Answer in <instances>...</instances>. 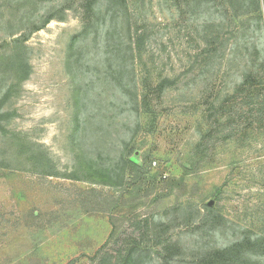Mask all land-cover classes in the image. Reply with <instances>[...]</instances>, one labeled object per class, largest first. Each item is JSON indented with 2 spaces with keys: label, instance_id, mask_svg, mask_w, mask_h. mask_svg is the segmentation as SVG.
Returning a JSON list of instances; mask_svg holds the SVG:
<instances>
[{
  "label": "rangeland",
  "instance_id": "obj_1",
  "mask_svg": "<svg viewBox=\"0 0 264 264\" xmlns=\"http://www.w3.org/2000/svg\"><path fill=\"white\" fill-rule=\"evenodd\" d=\"M82 1L0 0V264H91L112 228L87 202L132 191L140 204L117 216L153 228L141 264H264V124L249 101L231 107L249 84L264 87V0H202L196 14L186 0H127L131 30L148 33L152 79L180 82L153 103L154 122L135 110L139 78L115 77L112 39L92 30L68 57ZM49 15L63 20L32 29ZM210 24L222 43L205 70L196 55ZM205 140L206 155H192ZM130 159L139 174L117 189L97 183Z\"/></svg>",
  "mask_w": 264,
  "mask_h": 264
},
{
  "label": "trees",
  "instance_id": "obj_2",
  "mask_svg": "<svg viewBox=\"0 0 264 264\" xmlns=\"http://www.w3.org/2000/svg\"><path fill=\"white\" fill-rule=\"evenodd\" d=\"M176 1H178V3H175V6L179 7V0ZM186 1L185 5L191 10L192 14H196L199 10L198 8L202 5V0ZM227 1L231 6H234V3H240L241 5L243 3V0ZM259 3V0L254 1L256 9H259ZM203 4L205 6L204 11H207L208 5H206V2ZM96 6L103 7L104 11H96ZM80 7L84 13L85 25L82 31L71 38L68 48V57L70 58L73 56L75 43L79 42L82 37L87 34H90L92 30L95 33L99 32L100 34L105 35H102L104 39L105 37L112 39L115 44L111 49H113L114 59L117 63V70L113 72L115 77L132 78L134 82L135 78L136 80L139 78V85L141 88L140 92L136 89L135 110L136 112L141 110L144 114L149 115L152 118L151 121L154 122L157 113L153 110V103L160 101L164 91L177 87L180 83L178 77L165 76L160 78L156 77L157 79L155 80L152 79L153 76L147 69V64L143 60L148 33L144 28H141V31L138 30V28L131 30L128 21L129 9L127 6V0H83ZM53 19H57L59 21L63 20V18H56L54 15H49L44 19L40 26H34L32 29L39 30ZM214 27L216 26L212 24L202 27L205 28L203 40L206 42V48H204L199 55H196V59L201 61L205 70H207V67H211L212 64L210 61L213 60V54L216 52L218 44L222 43V41H220V36H216V34L211 31ZM212 34L215 38H213ZM23 40V38L14 40L13 43L22 44ZM203 55H206L207 58H202ZM11 65L19 71L23 69L25 70L26 68L27 72V67H23L21 65V60L17 57H13ZM137 69H139V71H136ZM137 93H139V95ZM238 98H241L239 99L240 101L231 105L234 109L233 113L236 114L238 109L240 107H244L247 101H249L252 107L256 106V108H258L256 113L260 116L259 123L264 124V87L255 88L254 85L252 86L249 84L240 93ZM212 111L213 108H206V115L208 118L211 117L210 114ZM253 112L254 110L251 109V116L253 115ZM210 136L211 135L209 134L207 139L210 138ZM208 141L205 140L203 144L196 146V148L192 151V155H206L209 145ZM124 166V173L118 176L115 182L103 180L102 182L97 183H100L105 187L117 189L122 186V181L126 172L137 175L142 169V166L139 165L135 159L128 160ZM197 169L196 164L190 172H196ZM195 193L194 188L190 190V196ZM93 194L96 195V193ZM125 195H128V198ZM125 195H120L118 198H115L114 196L103 197L101 195H96L86 204L87 208L84 209L85 213L98 212L108 214L110 216V224L112 228L109 236L110 244H106L99 251H97L91 264H141V252L139 249L140 246L144 244L148 233L153 230V228H150L147 223H144V221L140 222V220H137L136 216L129 217L127 219L125 217L121 218L117 216V214L120 213V211H123L122 209L125 207H128V212L132 214L140 204L141 195L133 196V191L126 192ZM204 209L209 214H212L213 209L208 204L204 206ZM130 244L131 246H129ZM170 251V246H163L161 249V253L165 256L169 255ZM168 260H170V258L163 257V262L165 264H168Z\"/></svg>",
  "mask_w": 264,
  "mask_h": 264
},
{
  "label": "water",
  "instance_id": "obj_3",
  "mask_svg": "<svg viewBox=\"0 0 264 264\" xmlns=\"http://www.w3.org/2000/svg\"><path fill=\"white\" fill-rule=\"evenodd\" d=\"M208 205H209V206H211V205H212V203L210 202Z\"/></svg>",
  "mask_w": 264,
  "mask_h": 264
}]
</instances>
